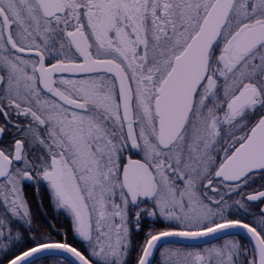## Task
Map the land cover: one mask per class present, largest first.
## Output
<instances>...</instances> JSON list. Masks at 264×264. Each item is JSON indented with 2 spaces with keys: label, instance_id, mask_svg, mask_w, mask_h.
Listing matches in <instances>:
<instances>
[{
  "label": "snow or ice",
  "instance_id": "1",
  "mask_svg": "<svg viewBox=\"0 0 264 264\" xmlns=\"http://www.w3.org/2000/svg\"><path fill=\"white\" fill-rule=\"evenodd\" d=\"M0 264H264V0H0Z\"/></svg>",
  "mask_w": 264,
  "mask_h": 264
}]
</instances>
